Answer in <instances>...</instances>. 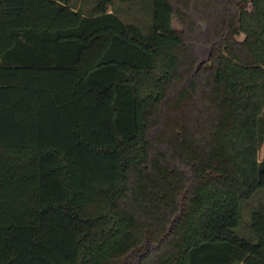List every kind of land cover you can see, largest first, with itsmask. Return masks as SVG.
I'll list each match as a JSON object with an SVG mask.
<instances>
[{"label":"trees","instance_id":"16d2710c","mask_svg":"<svg viewBox=\"0 0 264 264\" xmlns=\"http://www.w3.org/2000/svg\"><path fill=\"white\" fill-rule=\"evenodd\" d=\"M112 3L0 0V264H264V0Z\"/></svg>","mask_w":264,"mask_h":264},{"label":"rangeland","instance_id":"374dc122","mask_svg":"<svg viewBox=\"0 0 264 264\" xmlns=\"http://www.w3.org/2000/svg\"><path fill=\"white\" fill-rule=\"evenodd\" d=\"M101 0H72L75 6L80 7L84 13H92L96 5ZM111 8L126 22H132L136 24L143 33L148 34L153 29V0H112ZM173 24L175 26L182 25L173 18ZM242 36V34L240 35ZM201 63L198 65V63ZM204 57H201L196 62V68L200 67ZM264 127V112L259 119V131H263ZM264 157V142L260 145L259 158ZM260 161V160H259ZM264 211V187H259L255 193L249 198H243L240 200L239 211L240 218L237 225L234 226V230L251 240H255L256 237L251 229V215L253 211Z\"/></svg>","mask_w":264,"mask_h":264},{"label":"water","instance_id":"95a60500","mask_svg":"<svg viewBox=\"0 0 264 264\" xmlns=\"http://www.w3.org/2000/svg\"><path fill=\"white\" fill-rule=\"evenodd\" d=\"M200 63H201V61L198 63V65H199ZM181 212H182V205L180 206L179 211L176 212V213L172 216V218H171V220H170V223H169V225H168V228H172V227H173V224H174L175 220L180 216Z\"/></svg>","mask_w":264,"mask_h":264},{"label":"crops","instance_id":"0c3cea01","mask_svg":"<svg viewBox=\"0 0 264 264\" xmlns=\"http://www.w3.org/2000/svg\"><path fill=\"white\" fill-rule=\"evenodd\" d=\"M76 8H78V9H80V7H78V6H75ZM81 10V9H80Z\"/></svg>","mask_w":264,"mask_h":264}]
</instances>
